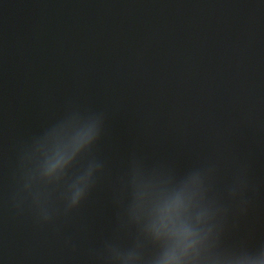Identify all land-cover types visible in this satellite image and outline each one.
Segmentation results:
<instances>
[{
    "label": "water",
    "instance_id": "water-1",
    "mask_svg": "<svg viewBox=\"0 0 264 264\" xmlns=\"http://www.w3.org/2000/svg\"><path fill=\"white\" fill-rule=\"evenodd\" d=\"M0 264H264V0H0Z\"/></svg>",
    "mask_w": 264,
    "mask_h": 264
}]
</instances>
